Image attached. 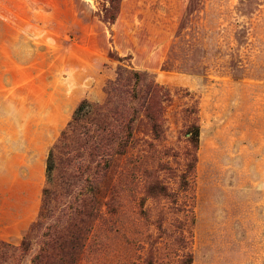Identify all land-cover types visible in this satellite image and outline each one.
<instances>
[{
	"label": "rangeland",
	"instance_id": "1",
	"mask_svg": "<svg viewBox=\"0 0 264 264\" xmlns=\"http://www.w3.org/2000/svg\"><path fill=\"white\" fill-rule=\"evenodd\" d=\"M119 66L165 89L164 135L141 117L89 188L78 264H264V0H0V241L20 245L50 149ZM73 165L58 164L62 183L96 164ZM155 183L171 196H150Z\"/></svg>",
	"mask_w": 264,
	"mask_h": 264
},
{
	"label": "trees",
	"instance_id": "2",
	"mask_svg": "<svg viewBox=\"0 0 264 264\" xmlns=\"http://www.w3.org/2000/svg\"><path fill=\"white\" fill-rule=\"evenodd\" d=\"M105 93L102 104L85 99L78 105L58 143L50 149L39 216L18 247L0 241V264H22L35 248L31 264H78L85 246L86 219L92 215L84 209L82 199L89 194V188H94L95 194L100 192L98 185L107 169L105 164H112L117 156L126 153L141 117L147 121L154 140L163 138L169 96L151 74L119 66L116 77L106 84ZM187 133L192 149L182 175L184 185H188L196 168L200 127L192 125ZM59 163L66 164L67 172L76 168L73 164L96 165L78 167L81 183L75 185L62 183ZM148 194L171 196L167 187L158 183L149 187ZM184 263L192 264V256Z\"/></svg>",
	"mask_w": 264,
	"mask_h": 264
}]
</instances>
